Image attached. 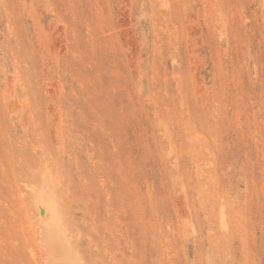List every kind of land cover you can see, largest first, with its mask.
Returning a JSON list of instances; mask_svg holds the SVG:
<instances>
[{"label": "rangeland", "instance_id": "1", "mask_svg": "<svg viewBox=\"0 0 264 264\" xmlns=\"http://www.w3.org/2000/svg\"><path fill=\"white\" fill-rule=\"evenodd\" d=\"M0 264H264V0H0Z\"/></svg>", "mask_w": 264, "mask_h": 264}]
</instances>
